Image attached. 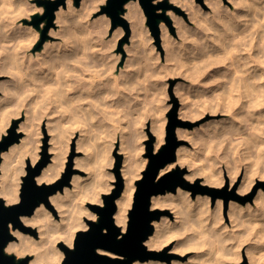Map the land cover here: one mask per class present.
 I'll list each match as a JSON object with an SVG mask.
<instances>
[{
    "label": "bare ground",
    "instance_id": "1",
    "mask_svg": "<svg viewBox=\"0 0 264 264\" xmlns=\"http://www.w3.org/2000/svg\"><path fill=\"white\" fill-rule=\"evenodd\" d=\"M106 1L107 0H82L81 6L78 7L76 0H68L67 7L61 5L57 11L58 25H60V40H48L45 42L44 47L37 53L31 51L25 53L27 52V48L36 43L40 36L38 30L31 25L25 24L23 19L26 16L32 15L34 12L41 11L43 7L33 4L31 0H0V69L4 72L8 71L9 74H11V81H8L10 83L5 82L2 83L1 86V89H3L4 92L3 95L0 96V137L6 133L7 127L13 121V118L19 115L25 116V120L20 124L19 129H23L26 132L25 136L21 137L19 142L13 143L8 151L2 152L4 159L1 161L0 165V198L3 197L6 204H12L20 200L21 181H19L20 179L15 178V176L20 178L19 175H17L19 173L17 169L21 166L20 170L22 175H24L27 170L29 171L30 168H33L35 163L39 160L41 140L38 135L41 133L40 129L43 117H49L47 122L49 128L48 131L52 133L50 142L51 149L54 151V156L52 162L45 165L41 172L36 175V179L39 183L49 184L55 182L60 177L67 160L69 151L68 143L76 131H79V134L81 132L78 147L81 148L85 146L88 149L90 146L89 143L91 142V135L94 133H92L91 125L95 122L93 124L91 123L96 120L98 113H101V115H99L103 117V109L110 107L109 109H112V112L105 109V111H108V114L105 112L107 116L104 113L106 116L104 117L106 119L108 118V120L110 118V121H114V124L120 126L123 121V116L120 114L125 113L122 112L124 106H131V102L129 104L128 102L133 98L128 95H130L129 93L132 91L135 84H140L137 83V79L140 76V67H142L140 66V63L142 62L140 61L141 56L139 57L138 55L141 52H139V50L144 48L142 46L144 43L143 38L149 39V37H142L143 32H145L144 24H142L144 22V15H141L142 9L140 10L139 6L140 0H127L124 3V8L126 9L125 14H127L132 20L133 34L132 45L130 46H133L131 50H134L133 52L135 54H129L127 62L121 70L119 68L120 64L118 65L120 53H107L105 48L107 49L108 44L104 47L105 42L107 43V41L103 38V33L105 34V32L103 31V28L100 27V22L105 19L106 16L104 17L103 15V17L92 18L94 12L102 4L106 3ZM173 1L189 10V18L190 21L193 22V25H191L183 15H180V17L176 15V22L179 24L178 33L181 38L177 39L168 34L167 27L162 23L164 47L166 48L165 58L167 61H172L173 63V60L176 59L174 62L177 60L185 62V56L182 55L184 51L189 53H186L187 55L192 53L191 55L193 58L197 55L196 57L199 59H193L194 66H191V57L187 58L191 65L188 64L189 62L187 60L186 62H188V65L184 63L186 67L181 64L182 62H179L181 66L183 65L186 68L187 71L185 70V72H189L188 75L191 76L192 79L194 76H201V83L199 81V85H201L198 90L202 93V98L199 97L197 100L200 101V98L203 100L199 102H203L202 108L204 105L208 106L207 109L211 107H213V109L217 108L218 111L229 114L228 116L233 117V119L235 117L234 121H236V119L238 120L240 117H245V115L249 117L251 116V119L256 118L255 121L251 122H254L251 126L249 124L251 127L250 130L248 129L249 132L247 130L249 127L246 128V123L251 120L248 121L249 119L245 117L247 122L245 119L242 121L244 122L245 127H243L244 125L240 122L241 118L238 120L242 125L240 131L243 132V130H247V132H245L249 133L247 134V136L249 135L248 137L245 136V134H242V137L244 135V139L248 138V141L246 139L245 142H254L253 145L255 144L254 146H258V148L256 147L257 150L255 147H252L253 145L251 144V147L255 149V151H258V156L252 155L255 158L257 157L255 160L253 158L254 161L248 160V158H250V153L253 154V152H255L252 151L253 149L250 150L251 148L248 143L246 144L249 145L247 148H250L247 151L249 152L250 150V153H248L249 155L247 154L249 157L247 156L246 158V153H243L245 159L250 162L247 165L245 164V174L238 190L249 191L258 177H264V138L262 137L264 132V0H227L228 2L225 0H205L207 6L210 7L208 10H204L203 6L195 0ZM15 19L22 21L20 23L17 22L18 24H16V28L13 25ZM17 25H19V27ZM27 32L29 33L27 34ZM89 33H91L92 36L91 34L89 36ZM14 34H16V39ZM25 39L28 40L29 46L27 45L28 43H25L27 42ZM11 41H13V43H10ZM150 46L152 47L153 44ZM153 50L154 49L152 48L150 51H147L151 56V59L149 58L150 60H147L149 63L152 59L155 60L156 63L157 60H159L158 56H160V54L158 53V55L156 52H153ZM195 51H198V54L193 55ZM143 59L144 58H142V60ZM195 60H198L196 61L197 63H195ZM155 61L151 62L148 67L145 68H148V70H150L151 67L155 68L153 67ZM167 61L165 62L166 64ZM179 62L177 63L178 65ZM144 63H146V60ZM160 63L161 65L163 64V66L166 65L165 63H162V61ZM161 65H158L157 67H161L162 69L163 67ZM175 65L176 64H174V67ZM151 70L153 71V69ZM162 70H164V68ZM196 73H199V76ZM140 77L146 79L143 75ZM196 79L197 78H195V80ZM148 80L149 79H147V81ZM138 81L142 80L138 79ZM190 96L191 94H188L187 99L188 97L190 98ZM143 100L146 99L144 98ZM200 105L197 104L199 108ZM102 106L105 108L103 107L102 110L98 109V107L101 108ZM133 106L131 108H133ZM144 107L146 108V106ZM202 108H200L201 112H204L202 110H205V107L204 109ZM198 109L196 110L198 111ZM127 110L128 109H126V111ZM182 110L183 115L189 117H192L193 110L196 114L198 113L188 102H184ZM139 111L140 110H138L136 114H141ZM56 113H59L60 115H57ZM241 113L242 115H245L242 116ZM53 114H56V116ZM101 117H99V121L102 122L104 117ZM136 117L137 120L133 117L135 123L136 121L139 122L138 120L141 118L140 115ZM225 120L227 121V119ZM96 121L100 123L98 119ZM159 122H154L153 129L162 140L163 138H161V136L165 133L164 124L166 121H161V124ZM220 122L221 121H219V124L221 125L222 122ZM233 124H235V122H233ZM238 124L239 123L237 122V126L235 125L236 129L239 128ZM100 127L102 126H99V129ZM113 127L114 126H112V128ZM118 127H114L112 132L115 131V128L117 131L118 129L120 131V128ZM209 127L210 126L205 129H200L201 132H197L199 131L197 129L194 131L183 127L178 129L180 135L190 138L193 137L196 139L194 141L198 140L197 142L198 144L200 143L201 146L198 148V145V149L194 152V149L191 150L187 146L180 145L177 149L176 162L182 164L190 163L191 166H195L192 172L188 175L192 179L198 174H203L205 182L216 185H225L228 184V179L222 169H217L216 166L221 160L218 158V156H221L218 152V148L223 141H226V144L223 145L227 146L230 142L228 141L227 143V139L230 140L231 138H234L230 136V132L229 135L225 133V131L222 130V126L220 129L213 127L214 130H219H215L218 134H215L214 130V133H211V130H208L210 129ZM224 128L227 130L225 126ZM220 130L223 131L222 134H224V136H222ZM137 131L138 129H136L134 133ZM237 131L239 130H236V132ZM114 133H116V131ZM225 134L230 136V138L225 139ZM241 139H239V142L241 141L240 143L242 145L243 140ZM232 141L230 143H233ZM244 143L242 146H244V149H247L245 148L246 145H244ZM132 144L135 145V143L131 142L125 144L123 141L120 150L126 151L127 147H133ZM236 144L239 145L238 142ZM134 147L137 149L136 145ZM228 151L226 152L228 153ZM236 151L237 149H235V152ZM242 152L243 151H241L240 156L243 155ZM218 153L220 155H218ZM227 153H225L227 156H229L228 154H231V152ZM137 156L130 152L125 158L126 167L124 174L126 176V185L123 193L116 198L117 210L115 212V221L123 226L122 232H124L128 226L129 210L133 203L135 190L137 188L135 180L141 177V169L139 168L142 165ZM240 156L238 152L239 158L235 157L234 160H236V162L234 164L231 162L232 165L228 166L231 175L229 181L230 186H233L239 177L241 171L240 159L243 162L245 160L243 159L244 157L242 158L241 156L240 158ZM222 157L225 159L223 155ZM229 157H231V155ZM84 158L85 159H83V161L81 160L79 164L88 170L86 175L79 173L74 174L72 178L73 186H65L63 189H58V191L49 196L50 206L49 199L48 202L41 201L32 214L21 216L24 224L32 225L38 229L39 238L32 234L33 232H25L11 223V231L18 236L19 240H10L6 244L5 251L7 253H15L17 258L31 253L33 254V257L28 261L29 264H56L62 262L65 258V253L58 245L64 242L72 246L77 231L80 228L88 227L89 223L87 224V220L98 219V211H89L86 204L93 202L104 204L103 195L112 187L110 186V183L104 184L103 182H100L99 176H97L95 171L92 170L93 166L89 155H86ZM15 159L19 160L20 164L17 162L19 165L13 163ZM111 159L112 158H110V160ZM230 160H227V162L229 163ZM237 160L239 161L240 166L237 164ZM109 162L111 165L112 160ZM174 165H176L174 161L167 163L161 169L160 174L171 170ZM16 171L17 174H15ZM206 195H202L201 193L195 198L191 196L189 190L183 189L182 187L178 188L177 194L168 193L165 195L159 193L153 195L152 207L157 208L158 206L170 205L175 210L176 220L172 221L167 215L163 216L161 219H157L155 221L154 231L145 241L148 247L162 248L171 240V238L184 234V232L190 228L193 229L192 233H195L194 235L198 236H195L197 242L195 237V242L193 237H189L193 235H187L188 237L183 236L176 242L175 249L185 251L190 246L195 247L196 245H199L201 247L200 244L206 242V239L209 240L208 242L210 243H212L210 240H213L217 244L220 243L221 241L217 236L221 233L225 234V230H222L223 232L219 233V230L221 229L219 223L222 222L220 221L222 218L219 219L220 215L218 216V214H221L222 211L221 213L218 212V210V213L215 212L209 204V202H211V197ZM217 203V205L221 206L223 200L219 199V202ZM263 204L264 190L261 189L252 201L244 203L234 200L231 201L230 211L228 212H230V215L234 212V214L231 215L232 217L230 216L231 220H235L238 213L240 216H242V213L254 216V211L257 213L256 206L258 208L261 205L260 207H262L261 209L264 211ZM53 205L58 209L60 214L59 218L55 215V210L53 211ZM254 208L256 210H254ZM221 209L222 208H219V211ZM259 211L260 209L258 212ZM236 213L237 216L235 215ZM261 214L259 216L263 217L264 214L263 216ZM245 215H243V217H245ZM249 216H246L244 219H248L247 217ZM238 217L236 220L239 219ZM249 218L252 219V216ZM257 218L259 217L257 216ZM254 219L255 217L253 218V225L250 220L252 226L247 228L250 230L245 228L244 230H247L246 234L248 232V237L250 236L249 232H252V234L254 233V236H259V238L252 236L258 243L259 239H263L264 237V220L262 221L263 223H261L260 220L262 218H259L260 220L255 219L256 221ZM239 222L244 223L242 224L244 226L250 224L249 219L247 222L248 224H246L245 221ZM190 230L189 232H191ZM190 238L193 239V241ZM221 239H223L222 242L224 244V237ZM255 241H253V243ZM263 241L264 240L260 241V243H263ZM204 244L205 243L202 245ZM212 245H215V243ZM260 245L263 247L262 244ZM227 247L228 246H226V248ZM98 250L101 253H110L113 256H118L117 252L105 248H99ZM218 251H220V249H218ZM226 251L227 250L223 251V254L226 253ZM248 253H250L249 260L253 264H264L256 253L251 251ZM213 255L214 256L210 254L212 257L209 264H233V258L224 259L219 252L218 254L215 253ZM199 258L200 256H195L194 261ZM192 260L193 257L188 259V261L174 259L172 264H189ZM141 262L142 263L138 264H168L166 261L158 259H150ZM193 264L199 263L194 262Z\"/></svg>",
    "mask_w": 264,
    "mask_h": 264
},
{
    "label": "rangeland",
    "instance_id": "2",
    "mask_svg": "<svg viewBox=\"0 0 264 264\" xmlns=\"http://www.w3.org/2000/svg\"><path fill=\"white\" fill-rule=\"evenodd\" d=\"M47 1L48 0H31V2L33 4H36L38 6H42L43 8L41 7L42 8L41 11L34 12L32 15L26 16L23 19V22L25 24H27V25H31V26L35 27L38 30L40 37L38 38L37 42L34 43L31 46H29V43H28V40H27L28 37H27V39H25V41L27 40V42H25V43L26 44L28 43L27 45L29 46V48H27V52H25V53H28V51H31L33 53H37L38 51L41 50V48L44 47L45 42H47L48 40H50V41H53V40L57 41V39L60 40V36H61L60 35V30H59L60 29L59 28L60 25H58L57 11H58V9L60 8L61 5H64L65 7H67L68 0H64L63 2H61L58 5V7L53 10L52 13L49 11V7L54 5L53 2H57L59 0H49V1H53L52 3H48ZM81 1L82 0H80L79 3L76 2L78 7L81 6ZM195 1L197 3H200L203 6L204 10H208L210 8L205 3V0H195ZM225 1L228 2L227 0H225ZM139 6H140V10L142 9L141 10L142 12L140 11L141 15L142 14L144 15L143 16L144 22L142 21L143 22L142 24H144V28H145L144 31L146 32V33L143 32V34H142L143 36L142 37H144V36L145 37H149V39L148 38H143V40H144L143 42L144 43L142 44V46L144 48L141 46L143 49L139 50V52L141 51L139 54L137 53L139 55V57L141 56L142 58H144L146 60V63H144L145 60L144 59L142 60V58L140 57V61H142L140 63V66H142V67H140V76L143 75V77H145L146 79H143L142 77L139 76L138 79L142 80V81H138V79H137V83H140V84L139 85L135 84V86L133 87L132 91L129 93L130 95H128V96H130L133 99L128 102V104L131 102L130 103L131 106H129V107L128 106H124V108H123L124 110L122 112H125L126 114L125 113H121L120 114L121 116H123V119H122L123 121L121 122L120 126L118 124H114L113 123L114 121L113 122L110 121L111 120L110 118H109V120H108V118L107 119L105 118L107 116V114H108V111H105L106 108L104 106H102L101 108L98 107V109L102 110L103 107H104L105 109H103L104 112L102 114L104 116L106 114L105 112H107V114H106L105 117L102 115L105 118V120H104V118L100 116L101 113H98V115H97L98 117L96 118V120L98 119V121H99V119H100L99 117L103 118L102 122L99 121L101 124L98 123L96 120L92 121L91 124H93L95 122L93 125L90 124L92 133L93 132L94 133L93 134L91 133L92 134L91 135V142L89 141L90 142L89 143L90 146H89L88 149L85 146L81 147V148L78 147V144L80 142L79 138H80L81 132L79 134V131H76V133L73 135L72 139H70V141L68 143L69 151H68V155H67L66 164H65V166L63 168V171H62L60 177L55 182H57L60 179H62L64 174H65V172L70 170L71 174H72L71 179H70V183L65 185V186H68V185L69 186H73L72 178H73L74 174H77V173L83 174V175L87 174L88 170H86L84 167H82L79 164V162L81 160L83 161V159H85L84 157H86V155H89V158H90V160L92 162V166H93L92 170L95 171V174L97 176H99L100 182H103L104 184L105 183H110L111 184L110 186L112 188L110 190L106 191L104 194L113 192V190L118 187V184H119L120 181H122V183H123V190H122V193H123L125 185H126V181H125L126 176L124 174V170H125V167H126L125 166L126 165L125 158L127 157V155L130 152L135 154V156L138 155L137 157H139V161H141L140 163L142 165L139 168V169H141V177H142L143 176V171L147 168L149 160H150L149 156L147 155L149 142L152 143L155 151H158L165 144V142H166V134H167V125H168V123L170 121V116L174 112H176L177 117L189 122V124L178 125L177 126V136L179 138L183 139V143L181 145L187 146L191 150L194 149L193 150L194 152L198 148H200V146H201L200 143L198 144V142H197L198 140L194 141L196 139H194L193 137L190 138V137H187V136L180 135L179 131H178V129L180 127L188 128V129L194 130V131H196V129H197V130H199L197 132H201L200 129H202V128L205 129L208 126H210L209 127L210 129H208V130H211V133L212 132L214 133V131L216 129H218V128L220 129V127L222 126V130H224L225 133H227L228 135L230 133L233 134V135L230 134V136L234 138V139L231 138L230 140H228L227 138H230V136H227L225 134L226 138L225 137L224 138L227 139V143H228V141L231 142L232 140H233L232 141L233 143L229 142L227 144V146L225 145L226 146L225 147L223 144H226V141H223V143L220 144V146L218 148L219 149L218 152L221 154V156L220 157L218 156V158H220L221 160L224 159L222 157V155L225 157V155H226L225 153H227L226 151H228V149H229L228 153L231 152V154L227 153L229 156L231 155V157L226 155V157L224 159V160H226L227 158H229L227 160L232 159V160L229 161V163L227 162V160L226 161H224V160L221 161L219 159L220 161L216 165L217 169L218 168L220 170L222 169L223 173L226 175V178L228 179L227 180L228 184L216 185V184H211L209 182H205L203 174H198L194 179H192L188 175L192 172V170L195 168V166H191L190 163L182 164V163L176 162L177 161V157L174 160V163L176 165H174L172 167V169H171V170H176L177 168H181V169L185 170L183 172V177H185V179H187V181H189L191 186H189V187L179 186V187H182L183 189L189 190L191 192V196L195 197V198L197 197L198 194H201V193H202V195H206V194H207L206 196L209 195L211 197V200H210L211 202H209L210 207L215 212H217V210H218V212L221 213V211H222L221 214H218V216L219 215L220 216L223 215L222 217L219 216V219L222 218V219H220V221H222L220 223H223V224L219 223V226L221 228L220 229L221 231L219 230V233L223 232L222 230H225L224 231L225 234L224 233H221V234L218 233L219 235L217 236V238L221 242L219 241L220 243L217 244L213 240H210V241H212V243H210V242H208L209 240L206 239V242L202 241L203 243H205L204 245H202L203 243L200 244L201 247L199 245H196L195 247L194 246H190L185 251H181L179 249H175L174 247H175L176 242L179 239H181L183 236L188 237L189 235H193V236H189V237H193V239H194L195 236L198 237L197 235H194L195 233L194 234L192 233L193 229L190 228L191 230L190 229L189 230L191 232H189V230H186V232H184V234H180V235L175 236L174 238H171V240L162 248H149L148 245L145 242L146 240L144 241V243L146 244V246L149 249H155V250H158V251L164 253L163 258H157V259L161 260V261H166L168 264H172L174 259H180V261H181V259H182V261H188V259H191L192 257H193V260L189 264H193L194 262H197L199 264H209L211 262V257L214 256L213 254H215V253L218 254V252L222 254V257H224V259H226V258L232 259L233 258L232 259L233 264H253L249 260L250 253H248V252H250V251L253 252V253H256L260 257L261 262H264V249H263L264 248V241H263V243L262 242L260 243V241L264 240V237H263V239L260 238L259 242L257 243V241H255L254 239L255 238H259V236H254V233L252 234V232L251 233L249 232V234H250L249 237L247 235L248 232L246 234V231L250 230V229H247V228H250L249 226L253 225V222H254L253 218L254 217H255L256 220H260L259 218H262L260 221H261V223L264 222L263 221L264 220V216H263V214H264L263 212L264 211H263V209H261L262 208V207H260L261 205L258 208H257V206L255 208L257 209V213H260L262 211L261 213H263V214H261V213L260 214L263 217L259 216L260 214H257L254 211V213H255L254 216L250 215V216H252V219L249 218L250 217L249 215H245L243 213H242V216H240L239 213H238V216H240V217H238L237 213H236L235 215L239 219L236 220V218H237L236 217L235 220H234L233 219L235 217V215H234V217L232 218L233 220H231L230 216L233 215L234 212L231 213V215L229 214L230 212H228V211H230L231 201L234 200V201H239L241 203H244V202H247V201H252L253 198H255V196L259 192V190H261V189L264 190V177H258V179L255 181L254 185L249 189V191H240V190H238L239 186L242 184L243 177H244V174H245L244 173L245 172L244 168H246L245 164L247 165L250 162L248 160H253V158H254V160L257 159V157L255 158L253 156H258L257 155L258 151H255V149L252 148V147H255V148L257 147L258 148V146H254L255 145V144L253 145L254 142H249V143L245 142L246 139L248 141V138L244 139V135L242 137V134H245V136H247V134H249V133H246V132H247L248 129L250 130V128H251L250 126L254 123V122L253 123H251V122L255 121L256 118L254 117L255 119H253V118L251 119V116L250 117L246 116L243 113L245 115V117H247L249 119L248 121L251 120L250 122H247L246 121L247 119L245 117H240L241 118L240 119L239 115H238V118L240 119V122L244 121V119H245V121L247 122V123L245 122L246 123V128L249 127V128H247V130H245L246 132L243 130V129H246V128L241 129V130H243V132H242V131H240V128L242 127V125H244V122H242L241 123L242 125H241L240 122L238 121L239 119L238 120L236 119V121H234L235 117L233 119V117L228 116L229 114H225L222 111H218V109L216 107L215 108L217 110L213 109V107L207 109L208 106H205L203 104L204 107H205V110H202L204 112H201L200 108H202V103L203 102L202 103H199V102H201L203 100L201 99L202 98V93L198 90L200 88V85H201V84L199 85V81L201 80V78H200L201 76L198 75L199 73H196L199 77L194 76V78L192 79V77L188 75L189 72H185L186 65H188V64L191 65V63H192L191 66H194V64H193L194 60L193 59L197 58L196 54H198V51H195V53L193 52L194 53L193 55H196V56H194V58L191 55L192 53L190 55H187L189 53H187L186 51L183 52L182 55L185 56L184 57L185 62H183L182 60L181 61L179 60V61L182 62L181 64H183L185 67L183 65L181 66V64H180V62L178 60L176 62H174L176 59L173 60V63H172V61L168 62L167 59L165 58L166 48L164 47L165 45H164L163 33H162L163 32V28H162L163 26L162 25L164 24L167 27L166 29L168 30V34L169 35H172V37H176L177 39H181L179 37V33H178V25L179 24H177V22H176V20H177L176 15L178 17H180V15H183L185 17V19L188 20V22L191 25H193V22H191L190 18H189V16H190L189 15V10H187L185 7L180 6L179 4H177L173 0H152L151 6L149 8L145 7L144 4L140 0V5ZM125 12H126V9L123 7V9L119 10V16H116L110 9H108V0H107L106 3L102 4L94 12V14L92 16V18H94V19H95V17L99 18V17H103V15H104V17L106 16L105 19H103L100 22L101 23L100 27L103 28V31L105 32V34L103 33V38L105 39V41H107V43L105 42V46L104 47H106V45L108 44L107 49L108 48L109 49L107 50L105 48L107 53H111V52L116 53V54L120 53V58L118 59V61H119L118 65L120 64L119 65L120 69L125 66V64L127 62V59L129 57V54L133 55V53H134L133 52L134 50H131L133 48V46H130V45H132V34H133L132 20L127 14H125ZM17 22L20 23L22 21L19 20V19L18 20L15 19L14 23H13L15 28H16V24H18ZM176 24H177V26H176ZM19 25H17V26L19 27ZM106 25H108V26H106ZM104 29H106V30H104ZM194 31H196V30H194ZM28 33L29 32H27V34ZM56 33H57V35H56ZM144 33H145V35H144ZM90 34L91 33H89V36H90ZM117 34H119V35H117ZM15 35L16 34H14V37L16 39ZM91 36H92V34H91ZM195 36H197V35H195ZM145 39H147V40H145ZM13 41H11L10 43H13ZM56 41H54V42H56ZM145 42H146V44H145ZM109 44L112 45V46H110ZM152 44H153V46L151 47L150 45H152ZM11 47H12V45H11ZM152 48L154 49L153 52H156L157 54L158 53L160 54V56H158L159 60H157V63L153 59H152L153 61L152 60L150 61V63L155 61L154 66L152 65L155 68H152L151 65H150L151 69H153L154 72L150 69V67H149L150 70H148V68L147 69L145 68V67H148V65L150 64L147 60L151 59V56H150V54H148L149 52H147V51H150V49H152ZM130 51H132V52H130ZM143 54H145V55H143ZM146 56H147L148 59L146 58ZM190 57H191V60H190L191 63H190L189 59H187V58H190ZM197 59H199V58H197ZM186 60L189 63L186 62ZM161 61H162V63H165L167 61L168 66H167L166 63H165L166 64L165 66H163V64L161 65V63H160ZM196 61H198V60H195V63H197ZM158 62H159V64H158ZM178 62H179V65L177 64ZM184 63H186V65ZM174 64H176L177 66L175 65V67H174ZM158 65L159 66L161 65L164 68V70H162L163 68L161 69V67H157ZM168 67H169V69H168ZM171 67H172V69H171ZM145 71L146 72L148 71L147 74H146ZM3 72H4L3 70L0 71V96H2L3 92H4L3 89H1L2 88L1 87L2 83L11 81L10 80L11 74H9L8 71H5L4 73ZM144 73H145V76H144ZM185 73H187V74H185ZM189 77H191V78H189ZM195 78H197V79L195 80ZM147 79H149V80L147 81ZM8 83H10V82H8ZM200 83H201V81H200ZM136 85H138L139 87L136 86ZM138 94H139V96H138ZM184 94L187 95V96H188V94H191V96H190V98L188 97V99H187V96H185ZM199 97H201L200 101L197 100ZM144 98L146 100H143ZM185 100H187V101H185ZM140 101H142V102H140ZM189 101H191V102H189ZM184 102L190 103L192 105V108L195 109V110L199 108V106H197V104L198 105L201 104L200 108L198 109V111L196 110L199 113V115H198V113L196 114V112L193 110L192 117L191 116L190 117L189 116H184L183 115V110H182V106H183ZM195 103H196V105H195ZM133 105L136 106V107H134ZM132 106H133V108H131ZM144 106H146V108ZM204 107L202 109H204ZM109 108L110 107H107L106 110L111 111L112 109H109ZM126 109H128V110L126 111ZM145 109H146V111H145ZM138 110H140L139 113H141V114H136ZM144 111H145V113H144ZM131 112L133 113V115H132ZM59 113H56V114L60 115ZM56 114H53V115L56 116ZM126 115H127V117H126ZM135 115L136 116L140 115L141 118L139 117L140 118L138 120L139 122L136 121V123H135V120L133 119V117H134L137 120V117ZM141 115H143V116H141ZM241 115H242V113H241ZM244 115H242V116H244ZM124 116H125V118H124ZM45 117L42 118L43 120H42V123H41V129H40L41 133L38 135V137L41 140L40 141V148H39V160L35 163V166H33V168H36L37 165L39 163L43 162V161H47V163L45 165H48L49 163L52 162V158L54 156V151L51 149V142H50L51 141L50 138L52 137L51 136L52 133L50 131H48L49 128H48V123L47 122H48V118L49 117H46V118ZM230 118H232V119H230ZM225 119H227V121ZM24 120H25V116L24 115H19V116L14 117L13 121L7 127L6 133H4L0 137V140H2L4 138V136L9 135L10 134V130L12 128H14L15 132L17 134H19V140L15 141L14 143L19 142L21 137L25 136V134H26L25 130L19 129L20 124ZM161 121L162 122L166 121L165 124H164L165 125L164 126L165 133L161 136V138H163L162 140L158 137L157 132L153 129L154 122H156V123L159 122L161 124L162 123ZM219 121H221L223 124L220 122L221 123V125H220ZM233 122H235V124H233ZM237 122L240 124V126L238 124V127H239V128L237 127L238 129H236ZM229 123H231V124H229ZM224 124H226V125L228 124L227 125L228 127L226 125H224ZM249 124H250V126H249ZM115 125H117V126H115ZM233 125L234 126L236 125V126L234 127ZM99 126H102V127H100V129H99ZM112 126H114V127H118L119 126L118 128H120V131H119V129L117 131L116 128H115L116 133H114L115 131L112 132V129L114 130V127L112 128ZM224 126L226 127L227 130H225ZM213 127L216 128V129L214 130ZM243 127H245V125ZM135 128L138 129V131L136 133H134L135 130H136ZM121 130H123L124 132L121 131ZM222 130H220L221 134L223 133ZM231 130H233V131H231ZM236 130H239L240 132L239 131L236 132ZM249 130H248V132H249ZM216 131H219V130H216ZM216 131H215V134H218V132H216ZM215 134H213V135H215ZM222 136H224V134H222ZM262 137L264 138V132H263ZM241 138H243V139H241ZM239 139L243 140L242 141V145L245 142L244 143V145H246L245 148H247V146L249 147V145H250L251 149L250 148L244 149V146L241 145V143H240L241 141L239 142ZM123 141L125 142V144H127L129 142L135 143V145L137 146V149H136V147H134L135 145L132 144L133 145L132 148L131 147H127L126 151L120 150ZM64 142H65V140H64ZM237 142L239 143V145L236 144ZM66 143H67V140H66ZM246 143H248L249 145H247ZM251 144L253 145L252 147H251ZM198 145H199V147H198ZM235 145H237V146H235ZM10 146H9V148L4 149V150L1 151V153H0L1 154V161L4 159V156H3L2 152L8 151L10 149ZM223 148H224V150H223ZM239 148H241V149H239ZM235 149H237L236 152H235ZM248 149H250V150L253 149L252 151H255L256 153L253 152V154H252V153H250V150H249V152H247ZM223 151H225V152H223ZM241 151H243L242 154L246 153L245 154L246 158L249 155L248 153H250V158H252V159L248 158V160H246L245 159V155L244 154L241 155L242 158L244 157L243 159H245L246 161L244 160V162H243L240 159L241 171H240L239 177L235 181L233 186H230L229 181H230L231 175H230L228 166H231L232 164H234L236 162V160H234V159H235V157L239 158L238 157V152H239V156H240ZM219 153H218V155H220ZM119 155H121V163L120 164H119ZM241 156H240V158H241ZM110 158H112L111 160L113 162V163L111 162V165H110V162H109V161H111ZM17 162H19V160L15 159L13 163H17ZM200 162L202 163L201 160H200ZM231 162H232V164H231ZM19 164H20V162H19ZM237 164L240 166L238 160H237ZM18 169H17V171H19V173L17 174V171H16L15 174L19 175L20 178H18V176L16 177L15 174H14V176L17 179H20L19 181H21V184H20V193H21V188H22V185L24 183V177L28 174V170H27V172L24 175H22V172L20 170L21 166ZM0 171H1V168H0ZM141 177H139V178H141ZM139 178H137L135 180L136 183H137V180ZM36 181H37V179H36ZM55 182H52V183H55ZM37 183H39V182L37 181ZM52 183H49V184H52ZM39 184H44V183H39ZM204 185L212 187L215 190L212 191V190L202 189L200 186H204ZM178 188H177L176 191L167 190L165 193H162V194H165V195H167L168 193H176L177 194L178 193ZM135 192H136V190H135ZM134 197H135V195H134ZM1 198H3V197H1ZM219 199L223 200V204L221 206L217 205L218 204L217 202H219ZM104 200H105V198H104V195H103V201ZM133 202H134V199H133ZM93 203H98V202H93ZM98 204H100V203H98ZM86 205L88 206L89 211L90 210L91 211L94 210V209L91 208L90 203H87ZM49 206H50V199H49ZM132 206H133V203H132L130 209L132 208ZM254 206H255V204H254ZM262 206L264 207V204ZM51 207H52V204H51ZM213 207L214 208L215 207L216 208L219 207V208H222V209L219 211V208H217V209L215 208L214 209ZM157 208L163 210V213L161 214L160 218H158V219H161L163 216L167 215V216H169V218L172 221L176 220L175 210L170 205L158 206ZM255 208H254V210H256ZM259 209H260V211L258 212ZM54 210H55V215L57 216V218H59L60 214L58 212V209H57L56 206L53 205V211ZM129 213H130V210H129ZM243 215H245V217H243ZM246 216H249L247 218L249 219V223L250 224L244 226V225H242L244 223H240L239 221H241V222L245 221L246 224H248L247 223L248 219H246V220L244 219V218H246ZM257 216L259 218H257ZM99 217H100V215L98 214V219H99ZM156 220L157 219H155L153 221L154 229H155V221ZM250 220L252 222V225H251ZM87 224H88V222H87ZM224 224H227L228 226L224 225ZM26 225H28V224H26ZM118 225H120L121 228L123 227L121 224H118ZM223 225H224V227H226V226L227 227L224 228ZM28 226H31V227H33V228H35L37 230L36 234L32 233V232L31 233L36 235L37 238H39L38 229L36 227L32 226V225H28ZM88 227H89V224H88ZM17 228H20V227H17ZM244 228L247 229V230H244ZM20 229L23 230L22 228H20ZM80 229H85V228H80ZM242 230H243V232H242ZM23 231L27 232L26 230H23ZM28 232H30V231H28ZM252 236H254L255 238L252 237ZM220 237L221 238L224 237V240H225L224 244H226V245L223 244V242H222L223 239H221ZM226 238L227 239L229 238V239L227 240ZM193 239H191V240L193 241ZM12 240H19V238H18V236L16 234H14V238ZM200 240H202V239H200ZM256 240H258V239H256ZM253 241H255L254 242L255 245H254ZM194 242H195V239H194ZM196 242H197V238H196ZM214 243H215V245H212ZM260 244H262L263 247ZM73 245H74V243H73ZM58 246L61 248L60 245H58ZM197 246H199V247H197ZM226 246H228V247L226 248ZM261 248H262V250H261ZM218 249H220V251H218ZM225 250H227V251H226V253L223 254V251H225ZM248 250H250V251H248ZM10 254H12V253H10ZM13 254L16 256L15 253H13ZM103 254H107L108 256H110V257H112L114 259L124 260L126 258L125 256L120 255L118 253H117L118 256H113L110 253H103ZM210 254H212V256H210ZM260 254H262V255H260ZM195 256H200V258L194 261ZM23 257H28L29 260H30L33 257V254H31V253L30 254H26L25 256L19 257L17 259H20V258H23ZM145 261H148V260H145ZM58 263H60V262H58ZM138 263H142L141 260L137 259V260H135L133 262V264H138ZM103 264H105V263H103Z\"/></svg>",
    "mask_w": 264,
    "mask_h": 264
},
{
    "label": "water",
    "instance_id": "3",
    "mask_svg": "<svg viewBox=\"0 0 264 264\" xmlns=\"http://www.w3.org/2000/svg\"><path fill=\"white\" fill-rule=\"evenodd\" d=\"M63 1L53 2L48 0V3L53 2L54 4L49 7V11L52 13ZM126 1L108 0V9L119 16V10L123 9ZM76 2L79 3L80 0H76ZM141 2L149 8L152 0H141ZM185 124H189V122L177 117L176 112H174L170 116L167 125L165 144L158 151H155L152 143L149 142L147 155L150 160L147 168L143 171V176L137 180V189L129 213L127 230L122 232V228L115 222L114 216L117 210L116 198L123 190V183L120 181L113 192L104 194V204L90 203L91 208L98 211L99 219L87 220L89 227L77 231L73 246H69L64 242L60 244L65 252V258L57 264H133L137 259L145 261L163 258L164 253L149 249L144 241L154 230L153 221L160 218L163 213L162 209L151 206L152 196L165 193L167 190L176 191L179 186H191L189 181L183 177L184 169L177 168L160 174L161 169L167 163L176 159L177 149L183 143V139L177 136V126ZM18 140L19 134L12 128L10 134L0 140V153ZM46 163L47 161H43L36 168L29 169L28 174L24 177L19 201L6 204L4 198H0V264H29L28 257L17 259L14 254L5 251L6 244L14 238V234L11 232V223L15 227L36 234L37 230L24 224L21 216L32 214L41 201L48 202L52 193L58 189H63L65 185L70 183L72 176L70 170L65 172L63 178L58 182L52 184L37 183L36 175L41 172ZM120 163L121 155H119ZM200 187L206 190H215L206 185ZM99 248L117 252L126 258L124 260L114 259L99 252Z\"/></svg>",
    "mask_w": 264,
    "mask_h": 264
}]
</instances>
